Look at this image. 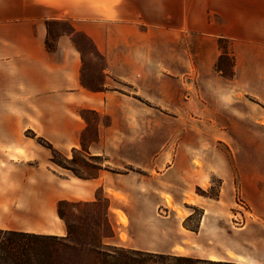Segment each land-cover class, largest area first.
Masks as SVG:
<instances>
[{
    "label": "crops",
    "instance_id": "crops-1",
    "mask_svg": "<svg viewBox=\"0 0 264 264\" xmlns=\"http://www.w3.org/2000/svg\"><path fill=\"white\" fill-rule=\"evenodd\" d=\"M56 24L68 30L54 37ZM76 36L104 60L103 89L84 85ZM222 44L231 78L216 70ZM195 93L207 99L208 118L225 107L224 133L244 157L242 194L264 219V0H0V229L67 239L59 205L105 200L115 235L98 247L164 251L150 209L136 213L148 197L133 193L157 184L161 202L167 118H192ZM82 112L105 119L87 148ZM77 152L93 175L54 162V153L72 160Z\"/></svg>",
    "mask_w": 264,
    "mask_h": 264
},
{
    "label": "rangeland",
    "instance_id": "rangeland-1",
    "mask_svg": "<svg viewBox=\"0 0 264 264\" xmlns=\"http://www.w3.org/2000/svg\"><path fill=\"white\" fill-rule=\"evenodd\" d=\"M52 29L55 37L67 31L68 25L56 24ZM74 40L84 55V85L90 89H103L104 60L86 39L76 36ZM52 45L53 41H50ZM228 47V44L220 46L224 54L216 63V70L231 78L233 61L228 55ZM186 94L190 95V92ZM188 99L189 96L185 101ZM191 102L188 105H194L191 107L194 113L188 121L177 123L174 118H167L166 141L162 146L165 153L162 169L167 177V188L162 191L161 202L158 203L157 184L133 193L136 198L145 196L149 200L135 204L140 209L136 211L137 216L140 215V219L146 217L149 208L152 231L166 233L165 243L161 245L165 250L152 254L264 264V219L254 214L242 194L240 164L244 157L239 154V140L224 133L221 120L226 109H215L212 119L207 117L212 115V109L206 98L195 93ZM183 108L188 111L187 105ZM176 111L179 113L183 109ZM81 114L90 123L83 135V145L87 148L96 137V125L105 119L90 112ZM168 115L176 114L168 112ZM157 128L158 124H151L152 146L158 143ZM54 162L80 176L94 174L93 166L83 159L81 152L74 153L72 160L56 153ZM120 171L125 172L124 169ZM106 207L105 200L94 205L63 203L60 206L68 227V238L52 239L55 245L53 264H153L148 261V252L116 246L98 247L104 238L115 235L105 216ZM117 216L120 224L126 227L127 216L122 212ZM121 237L123 241L127 240L125 234ZM88 244H95V247ZM155 264L162 263L156 260Z\"/></svg>",
    "mask_w": 264,
    "mask_h": 264
},
{
    "label": "trees",
    "instance_id": "trees-1",
    "mask_svg": "<svg viewBox=\"0 0 264 264\" xmlns=\"http://www.w3.org/2000/svg\"><path fill=\"white\" fill-rule=\"evenodd\" d=\"M45 144L49 148H52L49 143L45 142ZM55 155L56 153H54ZM62 204L59 205V215L64 219L60 213V206ZM52 239H57V237L0 229V264H53L52 251L55 245ZM88 245L95 247V244ZM146 254L149 256L148 261L153 264L156 263V260L162 264H237L174 255Z\"/></svg>",
    "mask_w": 264,
    "mask_h": 264
}]
</instances>
